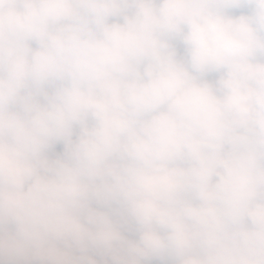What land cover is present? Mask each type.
I'll use <instances>...</instances> for the list:
<instances>
[{"label":"clouds","instance_id":"clouds-1","mask_svg":"<svg viewBox=\"0 0 264 264\" xmlns=\"http://www.w3.org/2000/svg\"><path fill=\"white\" fill-rule=\"evenodd\" d=\"M0 264H264V0H0Z\"/></svg>","mask_w":264,"mask_h":264}]
</instances>
